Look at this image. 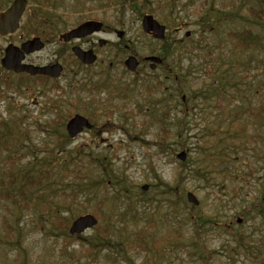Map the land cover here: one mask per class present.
I'll return each mask as SVG.
<instances>
[{"label": "rangeland", "instance_id": "374dc122", "mask_svg": "<svg viewBox=\"0 0 264 264\" xmlns=\"http://www.w3.org/2000/svg\"><path fill=\"white\" fill-rule=\"evenodd\" d=\"M212 1L214 6L227 11L235 9L229 0ZM234 1L241 11L257 7V0ZM114 3V28L124 31L125 40H129L136 56L159 52L161 45L140 28L139 16L147 14L149 6L156 11L149 14L168 26L166 34L177 42L176 47H171L165 65L153 73L140 69L137 76L125 74L121 63L115 64L108 84L126 87L131 101L111 98L107 91H99L98 97L103 102L101 118L93 121V132L84 131L74 139L66 136L64 124L69 114L81 113L83 108L75 98L86 92L70 91L68 84L85 78L100 85L106 79L92 74L96 66L84 71L66 59L65 71L54 80L44 82L41 78L11 76L8 86L0 80V122H18L26 131L12 150L0 149V185L8 191L6 195L0 189V264H112L102 255L85 253V244L80 239L62 246L61 232L54 223L56 206L64 201L58 191H76L75 183L86 181H79L81 177L96 183L85 191L86 195L79 193L70 210H61V217L70 224L78 216L93 215L99 210L106 213L107 219L111 216L108 222L112 224L115 239L140 231L149 242H157L152 245L157 250L130 256L134 264H149L148 261L194 264L190 251H185L194 250L191 227L187 226L186 234H180L179 240L166 236L170 233L171 223L166 218L169 210L180 214L190 210L195 216L201 213L205 220L200 229L201 240L211 253L212 264H264L260 255V251L264 253L261 247L264 246V53L241 51L228 42L227 31L244 26L240 17L237 21L226 18L215 24L213 16L202 18L200 13L191 16L197 0H136L138 9L130 2L123 14L118 11L122 0ZM179 8L175 15L174 10ZM65 12L69 26L84 16L81 7ZM207 22L214 23L208 30ZM201 34L204 42L200 49L190 52V45L199 41ZM50 50L41 51L39 58L45 60ZM169 68L178 74L177 80L167 75ZM75 73L77 76L71 79ZM142 80L150 83L153 94L144 91L135 94L139 91L138 81ZM167 106L172 109L166 113L169 119L164 123L169 135L160 138V129L152 118L136 107L156 115ZM51 107L57 110L51 111ZM182 107L185 118L180 114ZM260 108L263 111L259 121L255 113ZM123 111L128 112L121 114ZM233 114L238 116L231 117ZM179 120H182L185 145L182 148L180 141L177 143ZM50 126L54 129L49 131ZM239 126L242 131L237 138L232 133ZM158 139L167 142L166 154L160 153ZM15 149L25 154L21 160L13 153ZM180 151L186 153L184 161L176 158ZM9 167L13 169L12 175L7 170ZM196 172L205 174L209 184L197 177ZM41 175L38 188L32 184V178ZM159 182L178 186L176 197L165 201L159 196L160 187L156 188ZM142 185H148V189L142 191ZM18 192L32 200L39 193L43 200L37 206L25 208L12 203L13 197L18 199ZM187 192L199 200V211L191 210L190 205L180 208L170 204V200L179 196L187 203ZM116 194L127 195L139 207L136 216L126 214L121 220V208L114 214L110 212L112 204H118L113 199ZM99 203L104 205L99 207ZM258 204L261 206L255 215L254 207ZM3 218L13 227L15 242H7L10 240L4 236ZM107 219L98 217V224H104ZM236 219L241 222L236 223ZM120 221L125 225L119 227ZM89 235L94 236L93 229L83 234ZM257 247H261L260 251Z\"/></svg>", "mask_w": 264, "mask_h": 264}, {"label": "trees", "instance_id": "16d2710c", "mask_svg": "<svg viewBox=\"0 0 264 264\" xmlns=\"http://www.w3.org/2000/svg\"><path fill=\"white\" fill-rule=\"evenodd\" d=\"M127 0H122V3L120 6H123ZM131 3H133V7L138 9L135 6L136 0H129ZM178 0H171V2H177ZM210 3V4H209ZM212 0H197V6L191 9V11L188 9H184L185 11H190V15L193 16L195 15L197 17V14H199V17L202 18H208L210 16H213V21L216 23H219L220 21L225 20L226 18L232 19L234 21H237L238 18L240 17L242 19V24L244 25L241 29H234V30H229L226 33V37L228 42L232 44V46L236 49H239L241 51H251V52H256V53H264V0H257L256 5L257 7H247L245 11H241V9L236 8L237 6L235 5L234 0H229V3L235 6V9L229 10L228 11L223 8V7H217L214 6ZM191 4V3H190ZM125 6V5H124ZM123 6V7H124ZM222 6V3H221ZM148 7V6H146ZM148 13H155V8L149 6L148 7ZM181 10L179 8L178 10H174V14L178 13ZM243 13V15H241ZM202 14V15H201ZM216 14V15H215ZM176 15V14H175ZM201 15V16H200ZM198 22V21H197ZM199 24H202L201 22H198ZM208 27L206 29H210L213 27L214 23L212 22H207ZM261 29V31H259ZM202 30L205 31L203 28ZM204 42V37L201 34L200 40L197 41L195 44L190 45V52H193L194 49H200V44ZM168 47V46H165ZM176 47V46H174ZM173 47V48H174ZM171 46H169V49H167L165 52L171 51ZM165 54V53H164ZM165 57L167 55H164ZM180 104V102H179ZM181 105V104H180ZM171 111V109L169 110ZM262 111L263 108H260L256 110V116L260 119L262 118ZM140 113H143L144 115L152 116L150 112L145 113L142 110L139 111ZM168 112V111H167ZM181 116L185 118V113L184 109H181ZM237 114L232 115L231 117H237ZM157 117V114H156ZM169 119V116L164 112L162 114H158V117L156 118V122L159 126L160 132H161V137L160 138H166L167 135H169V131H166L165 128V122L166 120ZM236 121V120H234ZM233 121V122H234ZM182 120H179V131L177 133V143L179 142L180 148L184 147L185 145L183 144L182 140V134H183V127H182ZM52 124V123H50ZM232 124V123H231ZM230 124V125H231ZM229 125V127H230ZM57 126V125H55ZM50 129H54L52 126L49 127ZM240 131L242 129L240 126L237 128L235 132L232 134H235L237 138L240 137ZM26 131L25 129H22L20 127V124L17 122H12L7 123V122H0V149H6L8 151L12 150L13 146H16L20 144V141L22 137L25 135ZM231 134V133H230ZM179 138V139H178ZM69 140V139H68ZM158 145L160 149L161 154H166L165 152V147H167V142L163 139H158ZM13 153H17L18 156L20 157V160L24 157L25 154L21 153L20 150L15 149ZM182 166H184V163H181ZM8 171L12 173V168H7ZM29 174V173H28ZM42 174V172H41ZM196 176L205 179L206 184H209V181L207 178H205V174L196 172ZM42 175L36 176L35 180L32 178V184H36L38 188H40V179ZM38 178L39 180H37ZM86 180V181H84ZM79 181H84V182H78L75 183L76 185V191H65V190H60L58 191L61 193V195L64 197V201L60 203L59 206H56L57 212H56V217L54 219V223L56 227H58L61 232V240H63L62 246L65 244L69 243L71 240L74 239H80L82 242H84V247H85V253L89 255H96L100 256L102 255L109 263L111 262L112 264H126L127 261L130 262V264H134L133 261L130 259V256H134V253H141V252H148V250H157L152 242H149L145 235H143L142 232L137 231L131 233L129 236L125 238H114L112 235V224L108 222L106 213L97 211L94 212L93 215H95L97 218H102V219H107V221L104 224H97L93 229L94 236L89 235L88 237L83 236V234L80 235H74L71 236L68 233V226H69V221L67 218L61 217V210H70V207L72 203H75V201L78 199L79 193L83 192V194H87V190L91 189V185L96 183L95 181H92L91 179L87 177H81ZM159 181V180H158ZM154 185H152L153 187ZM159 196H162L165 201L172 196L177 195L178 192V186L175 187H170L168 183L164 182H159V185L156 188H159ZM0 189H3L0 185ZM3 192L8 195L7 189H3ZM39 194V193H38ZM37 196L32 200L30 199L29 195H26L23 192H18V199H15L13 197L12 203H17L19 205H23L25 208L29 207L30 205L33 207L37 206L43 199L42 197ZM113 199L116 201L118 200V204H112V211H110L112 214H114L117 210L120 208L122 209L121 213L119 214V218L123 220L127 215L132 214V216H136L134 213H137L139 211V207H135V203L132 202L131 200L128 199L127 195L120 196L119 194L114 195ZM159 201V200H158ZM170 204L173 206H180L183 207L185 205H190L187 204L184 200L181 199V197H177L174 200H170ZM104 205V203H99V207ZM148 205V204H146ZM258 206L254 207L255 210V215L258 214ZM191 210L196 209L199 211L200 207H194L190 205ZM181 211V210H180ZM167 220H170V225H169V231L170 233L166 235L169 237L171 240H179L181 238L180 234H186V228L191 227L192 230V235L191 237L193 238V247L194 250H185V251H190L189 256L190 259L194 261V264H212L210 259H211V253L207 250L205 244L201 240L202 236V230H200L203 227V217L201 216V213L197 214L195 216L189 211L187 212H182V214L176 212V210H169V213L166 214ZM236 222V221H235ZM125 225V223L122 221L119 222V227L122 225ZM1 225L4 229V236L6 238H9L6 241L7 242H15L16 241V235L15 232L13 231V227L10 225L8 220L6 218L2 219ZM214 227L215 223H213ZM183 229V231H182ZM91 236V237H90ZM85 237V238H84ZM70 245V244H69ZM68 245V246H69ZM264 248V246H261ZM261 247H257V250L260 251ZM18 249H20L18 247ZM259 254V253H258ZM260 255L264 257V253L260 251ZM149 264H152L151 261H148Z\"/></svg>", "mask_w": 264, "mask_h": 264}, {"label": "flooded vegetation", "instance_id": "af4514ba", "mask_svg": "<svg viewBox=\"0 0 264 264\" xmlns=\"http://www.w3.org/2000/svg\"><path fill=\"white\" fill-rule=\"evenodd\" d=\"M24 2L23 13L19 19L18 26L13 32H7L2 34L3 28L0 27V62L4 56V49L8 45H13L15 47H20L22 43L38 39L42 44V48L33 51L30 53L23 54L22 63L33 66H48L52 64H60L62 67V73L65 71L66 66L64 61L67 59L69 62H73L75 67L80 70H91L93 66H96V71L92 74L99 76L104 82L100 85L95 84L91 81L82 79L74 80L68 84L69 90L74 89L75 93L79 90L86 92V95H78L75 99L79 102L80 106L83 108L81 113H71L79 114L84 116L88 122L91 124L89 130H83L86 132H93L95 129L94 123L96 118H101V105L102 101L98 97V92L105 90L108 94L111 95V98L117 96V99L123 101H131V96L127 94L128 89L126 87H115L109 85L111 83V71L115 64L121 63L124 68L125 74L135 75L139 72L140 69L146 70L153 73L156 72L159 67L165 65V60L167 57H164L167 54L165 52L164 43L168 42L169 36L166 35L162 40H156L152 33H146L142 30L144 34L151 37L155 42H159L161 45L159 47V52H154L152 54L144 55L138 57L130 49L129 40H125L124 31L117 30L114 28V18H113V9L115 0H0V20L1 16L9 10L15 2ZM81 7L84 10V16L77 18L72 25H68L69 19L68 15L65 12L70 9H77ZM97 12H100L97 14ZM105 12V14H104ZM84 22H97L100 23L99 30L93 31L90 34L69 38L65 40L63 38L68 32L74 30L76 27L81 25ZM114 35L115 39H112L111 36ZM172 43L176 41L171 40ZM51 48L48 57L45 60H41L38 54L42 51ZM73 48H78L84 52H91L94 60L90 64H84L80 62L73 53ZM134 57L136 60L137 66L134 71L130 72L125 66V60L128 57ZM150 57H155L159 59V62H154L149 60ZM154 64V69H150V65ZM151 75V74H150ZM149 75V76H150ZM168 76H173V79H178V74L169 68L167 71ZM16 77H29L34 79L37 76H30L24 72L16 74L11 71L3 70L0 65V80ZM77 74H72L71 79H75ZM137 76V75H135ZM42 77V76H41ZM61 77V76H60ZM45 78V77H43ZM45 80H50L46 77ZM145 80L138 81V92L142 91L153 94L150 89V83L144 82ZM184 97L182 98V100ZM161 100L158 99L159 103ZM138 111H140V107ZM165 109H169V106L163 107L162 112ZM76 112V111H75ZM106 112V111H105ZM128 111H123L121 114H125ZM146 112V109L144 111ZM160 112V114H162ZM90 119H94L91 120ZM83 133V132H82Z\"/></svg>", "mask_w": 264, "mask_h": 264}, {"label": "water", "instance_id": "95a60500", "mask_svg": "<svg viewBox=\"0 0 264 264\" xmlns=\"http://www.w3.org/2000/svg\"><path fill=\"white\" fill-rule=\"evenodd\" d=\"M24 2H15L13 6L7 10L2 16L0 20V27L3 28L2 34H6L7 32H12L14 28L17 26L18 19L23 11ZM141 27L146 33H153L156 39H162L164 37L165 28L164 26L160 25L151 15H144L141 20ZM98 24L95 22H86L75 28L74 30L68 32L66 35L63 36L65 40L74 37H81L87 35L93 29H97ZM1 32V30H0ZM188 35V33H186ZM42 47V44L39 42L38 39H32L23 43L20 48L14 47L9 45L5 49L4 57L1 59V65L5 69L13 70L14 72H27L30 75H46L52 78H55L59 75L61 71V67L58 64L49 67H34L29 65H20V61L23 58V53H30L34 50H39ZM74 54L76 57L80 59L82 63L90 64L93 62L94 57L91 55L90 52H82L77 48L73 49ZM149 60L153 62H159L158 58H149ZM125 66L128 70L134 71L137 63L133 57H128L125 60ZM150 69H154V64L150 65ZM86 127L89 128L90 125L88 124L87 120L82 116L75 115L72 117L66 124V131L70 138L75 137L79 132H81L82 128ZM179 159H184V152H181L178 155ZM147 186H143L145 190ZM187 201L194 205L198 204L197 199L195 196L188 192L186 194ZM96 219L90 215L85 214L83 216L77 217L71 223L69 227V233L71 235L80 234L85 230L93 227L96 225Z\"/></svg>", "mask_w": 264, "mask_h": 264}, {"label": "bare ground", "instance_id": "6f19581e", "mask_svg": "<svg viewBox=\"0 0 264 264\" xmlns=\"http://www.w3.org/2000/svg\"><path fill=\"white\" fill-rule=\"evenodd\" d=\"M118 7H120V9H118V11H119V13L120 14H123V9H124V7H122V6H118ZM84 23H86V22H84ZM95 23H97V22H95ZM83 24V23H82ZM98 24V28L96 29V30H99V28H100V23H97ZM80 26V25H79ZM77 28V27H76ZM95 29H93V30H91V32L90 33H92L93 31H96ZM89 33V34H90ZM173 45H175L176 46V44L175 43H173Z\"/></svg>", "mask_w": 264, "mask_h": 264}]
</instances>
